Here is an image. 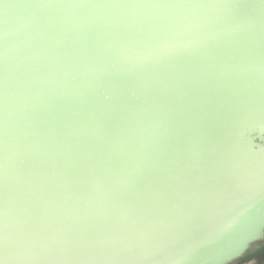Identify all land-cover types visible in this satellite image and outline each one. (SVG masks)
Returning <instances> with one entry per match:
<instances>
[{"label": "snow or ice", "instance_id": "1", "mask_svg": "<svg viewBox=\"0 0 264 264\" xmlns=\"http://www.w3.org/2000/svg\"><path fill=\"white\" fill-rule=\"evenodd\" d=\"M38 8H221L243 24L228 22L223 32L200 40L166 38L147 53L113 34L102 40L97 22L72 45L96 55L74 82L48 91L41 123L47 140L40 146L41 171L25 181L24 226L9 225L7 164L0 204V264H29L37 259L59 264H92L123 254L116 233L125 224L174 197L192 193L202 174L222 154L210 150L196 133L197 103L246 74L264 87V0L208 3H129L127 0H72L28 5ZM246 31L247 48L222 43ZM114 55H109L111 52ZM251 56L252 61L242 57ZM131 66V67H129ZM151 71L145 79L141 71ZM62 108L60 121L53 110ZM5 144L7 120H5ZM7 159V158H6ZM55 225V226H53Z\"/></svg>", "mask_w": 264, "mask_h": 264}, {"label": "water", "instance_id": "2", "mask_svg": "<svg viewBox=\"0 0 264 264\" xmlns=\"http://www.w3.org/2000/svg\"><path fill=\"white\" fill-rule=\"evenodd\" d=\"M67 2L72 0H0V197L7 164L9 225L14 233L25 223V181L41 171L40 146L47 140L41 123L44 96L53 89L71 90L74 82L65 73L79 76L92 62L96 54L90 48L70 47L71 41L87 34L90 22H97L102 40L123 35L141 53L162 39L200 40L223 32L228 22H245L221 8L27 7ZM236 2L250 5L259 0ZM249 38L241 31L226 35L222 43L247 48ZM132 70L141 71L145 79L152 76L148 68ZM197 103L200 120L195 131L210 150L222 155L202 174L192 193L174 197L123 225L116 233L122 255L92 264H232L264 241V87L254 74H246ZM62 111L53 110L51 119L60 121ZM29 264L59 262L41 258Z\"/></svg>", "mask_w": 264, "mask_h": 264}, {"label": "flooded vegetation", "instance_id": "3", "mask_svg": "<svg viewBox=\"0 0 264 264\" xmlns=\"http://www.w3.org/2000/svg\"><path fill=\"white\" fill-rule=\"evenodd\" d=\"M264 259V241L258 245L251 246L250 250L242 259L233 262L232 264H246L250 260Z\"/></svg>", "mask_w": 264, "mask_h": 264}, {"label": "rangeland", "instance_id": "4", "mask_svg": "<svg viewBox=\"0 0 264 264\" xmlns=\"http://www.w3.org/2000/svg\"><path fill=\"white\" fill-rule=\"evenodd\" d=\"M246 264H264V259L262 260H250Z\"/></svg>", "mask_w": 264, "mask_h": 264}]
</instances>
